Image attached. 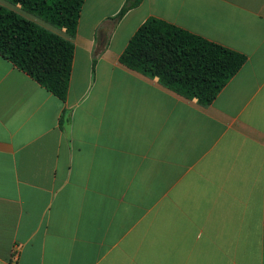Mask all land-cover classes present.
Here are the masks:
<instances>
[{"label": "crops", "instance_id": "obj_1", "mask_svg": "<svg viewBox=\"0 0 264 264\" xmlns=\"http://www.w3.org/2000/svg\"><path fill=\"white\" fill-rule=\"evenodd\" d=\"M0 5L75 48L65 101L0 56V264H264V0ZM151 19L247 62L189 100L121 62Z\"/></svg>", "mask_w": 264, "mask_h": 264}, {"label": "trees", "instance_id": "obj_2", "mask_svg": "<svg viewBox=\"0 0 264 264\" xmlns=\"http://www.w3.org/2000/svg\"><path fill=\"white\" fill-rule=\"evenodd\" d=\"M58 29L75 35L85 0H6ZM142 0H129L121 11L136 8ZM74 45L18 13L0 5V56L30 75L53 95L65 101L70 87ZM128 68L203 106L245 66L247 57L237 51L181 30L157 19L145 23L121 56ZM264 255V254H263Z\"/></svg>", "mask_w": 264, "mask_h": 264}, {"label": "built area", "instance_id": "obj_3", "mask_svg": "<svg viewBox=\"0 0 264 264\" xmlns=\"http://www.w3.org/2000/svg\"><path fill=\"white\" fill-rule=\"evenodd\" d=\"M17 256H18V255L16 254V255H15V258H17Z\"/></svg>", "mask_w": 264, "mask_h": 264}]
</instances>
